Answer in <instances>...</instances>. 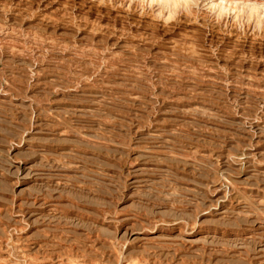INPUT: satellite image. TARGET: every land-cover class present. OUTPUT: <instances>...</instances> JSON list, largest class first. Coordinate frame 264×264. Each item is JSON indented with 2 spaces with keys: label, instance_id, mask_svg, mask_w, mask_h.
Masks as SVG:
<instances>
[{
  "label": "rangeland",
  "instance_id": "rangeland-1",
  "mask_svg": "<svg viewBox=\"0 0 264 264\" xmlns=\"http://www.w3.org/2000/svg\"><path fill=\"white\" fill-rule=\"evenodd\" d=\"M0 264H264V0H0Z\"/></svg>",
  "mask_w": 264,
  "mask_h": 264
}]
</instances>
